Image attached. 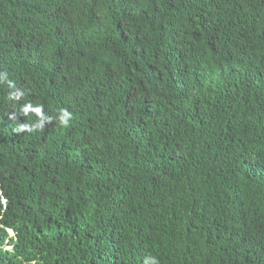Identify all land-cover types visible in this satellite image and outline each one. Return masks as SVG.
I'll list each match as a JSON object with an SVG mask.
<instances>
[{
	"label": "trees",
	"instance_id": "16d2710c",
	"mask_svg": "<svg viewBox=\"0 0 264 264\" xmlns=\"http://www.w3.org/2000/svg\"><path fill=\"white\" fill-rule=\"evenodd\" d=\"M0 264H264V0H0Z\"/></svg>",
	"mask_w": 264,
	"mask_h": 264
},
{
	"label": "clouds",
	"instance_id": "9594fccd",
	"mask_svg": "<svg viewBox=\"0 0 264 264\" xmlns=\"http://www.w3.org/2000/svg\"><path fill=\"white\" fill-rule=\"evenodd\" d=\"M69 115L68 113H65V116ZM66 122V121H65ZM10 234H12V231L10 230Z\"/></svg>",
	"mask_w": 264,
	"mask_h": 264
}]
</instances>
